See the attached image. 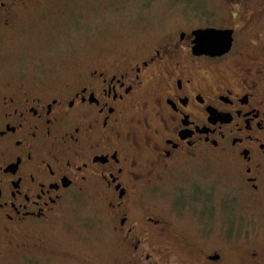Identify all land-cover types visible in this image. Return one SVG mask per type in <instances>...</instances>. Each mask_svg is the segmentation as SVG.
Segmentation results:
<instances>
[{
	"label": "flooded vegetation",
	"instance_id": "flooded-vegetation-1",
	"mask_svg": "<svg viewBox=\"0 0 264 264\" xmlns=\"http://www.w3.org/2000/svg\"><path fill=\"white\" fill-rule=\"evenodd\" d=\"M47 1L0 0V37ZM224 3L195 28L230 31L222 54L178 30L59 85L0 79V235L89 195L122 264H264V0Z\"/></svg>",
	"mask_w": 264,
	"mask_h": 264
},
{
	"label": "rangeland",
	"instance_id": "rangeland-1",
	"mask_svg": "<svg viewBox=\"0 0 264 264\" xmlns=\"http://www.w3.org/2000/svg\"><path fill=\"white\" fill-rule=\"evenodd\" d=\"M224 2L48 0L26 10L16 28L1 35L0 79L59 85L86 66L89 51L156 47L178 30H194L200 18L214 13L224 18ZM99 208L89 195L76 197L36 232L0 235V264H122L123 254Z\"/></svg>",
	"mask_w": 264,
	"mask_h": 264
},
{
	"label": "water",
	"instance_id": "water-1",
	"mask_svg": "<svg viewBox=\"0 0 264 264\" xmlns=\"http://www.w3.org/2000/svg\"><path fill=\"white\" fill-rule=\"evenodd\" d=\"M193 36V48L194 54H207L215 56L222 54L229 50L231 39L230 31L206 29H195L191 32Z\"/></svg>",
	"mask_w": 264,
	"mask_h": 264
}]
</instances>
